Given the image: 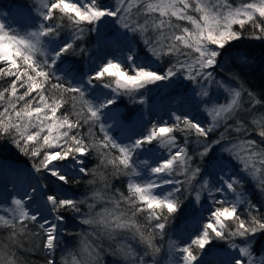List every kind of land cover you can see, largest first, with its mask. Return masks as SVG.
I'll return each mask as SVG.
<instances>
[{"label": "snow or ice", "instance_id": "6c2138e0", "mask_svg": "<svg viewBox=\"0 0 264 264\" xmlns=\"http://www.w3.org/2000/svg\"><path fill=\"white\" fill-rule=\"evenodd\" d=\"M246 41L264 46V0L0 7V140L29 160L11 179L0 167V264H20L24 240L45 264H264ZM162 87L183 89L166 110Z\"/></svg>", "mask_w": 264, "mask_h": 264}, {"label": "trees", "instance_id": "16d2710c", "mask_svg": "<svg viewBox=\"0 0 264 264\" xmlns=\"http://www.w3.org/2000/svg\"><path fill=\"white\" fill-rule=\"evenodd\" d=\"M28 0H0V7L5 10L11 9L16 5H21L27 3ZM111 31V29H109ZM247 47H242L238 49L240 52H250L252 55V59L249 61L248 65L243 69V73L241 75V81L244 83V86L249 90L255 92L257 95L264 90V46H261L259 42H245ZM95 39H93L92 43L89 47L94 48ZM70 60H77L78 57H69ZM238 63L240 61H237ZM181 92L182 88L176 89H153L150 93L151 101L153 98L159 94L161 97L165 98L170 95L171 92ZM124 104H128V101L125 100ZM0 156L6 160H13L20 164H25L29 166V160L26 156L21 154L19 150H17L13 145L3 140H0ZM98 186H100V182L98 179ZM75 191H83V189H77ZM249 194L253 196V198H257L258 194L253 191L251 187L248 188ZM66 215H71L70 213H66ZM70 227L76 228V225L73 224L71 220H69ZM76 230H79L76 228ZM4 234V230L0 229V237ZM69 244L73 243L72 238L66 237ZM24 247L17 250V256L19 257L20 264H45V257L42 251L34 246L35 241L29 242L28 240H24ZM218 244L220 242H217ZM226 247V246H225ZM264 247V246H261ZM105 264H117V261L111 256L105 254L104 256ZM160 264H168L166 255L160 261Z\"/></svg>", "mask_w": 264, "mask_h": 264}, {"label": "rangeland", "instance_id": "374dc122", "mask_svg": "<svg viewBox=\"0 0 264 264\" xmlns=\"http://www.w3.org/2000/svg\"><path fill=\"white\" fill-rule=\"evenodd\" d=\"M13 11H15V6L12 7ZM11 23V20L8 21ZM17 22H20L19 17L17 18ZM152 103L155 104L159 109L166 110L167 108L174 106L176 103V98L174 96H167L165 98L161 97L159 94H157L153 100ZM0 167L4 169L5 174L10 175L11 169H25L28 166L25 164L17 163L13 160H6L0 156Z\"/></svg>", "mask_w": 264, "mask_h": 264}, {"label": "bare ground", "instance_id": "6f19581e", "mask_svg": "<svg viewBox=\"0 0 264 264\" xmlns=\"http://www.w3.org/2000/svg\"><path fill=\"white\" fill-rule=\"evenodd\" d=\"M7 175V174H6ZM12 177L8 175V179H11Z\"/></svg>", "mask_w": 264, "mask_h": 264}]
</instances>
